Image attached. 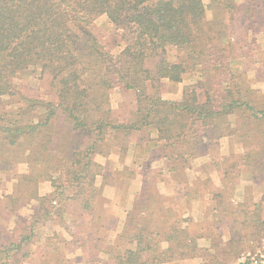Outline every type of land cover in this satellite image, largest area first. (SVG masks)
Segmentation results:
<instances>
[{"label":"trees","instance_id":"obj_1","mask_svg":"<svg viewBox=\"0 0 264 264\" xmlns=\"http://www.w3.org/2000/svg\"><path fill=\"white\" fill-rule=\"evenodd\" d=\"M258 6L257 0H0L1 189L12 181L0 196V264H33L34 246L44 244L41 227L51 222L69 237L53 234L57 240L46 244L38 264H76L77 249L86 252L85 264L101 253L111 264H230L254 251L264 239V194L254 200L246 188L240 200L233 197L242 168L253 180L264 178V95L233 66L256 60L252 33L264 18ZM100 17L120 39L116 53L92 30ZM31 72L48 80L55 100L21 92L15 80ZM185 76L190 82L179 98L162 97V81ZM115 88L132 95L125 117L111 105ZM222 138L240 143L241 151L220 153ZM149 141L153 149L145 147ZM113 148L121 161H140L141 184L111 238L109 229L100 235L110 200L96 178L109 184L118 174L134 176L126 166L103 174L95 157ZM19 163L25 172L15 171ZM211 171L221 185L209 191ZM41 181L51 186L43 195ZM158 182L173 193L159 192ZM207 192L213 204L192 231L193 203ZM28 206L31 212L21 214Z\"/></svg>","mask_w":264,"mask_h":264},{"label":"rangeland","instance_id":"obj_2","mask_svg":"<svg viewBox=\"0 0 264 264\" xmlns=\"http://www.w3.org/2000/svg\"><path fill=\"white\" fill-rule=\"evenodd\" d=\"M238 3H249L251 0H235ZM257 3H259L260 6H258V10H261L264 7V0H257ZM235 14V13H234ZM233 14V15H234ZM239 14V13H238ZM235 14L234 20L233 15L230 16V19L232 18L231 24L234 27L235 34H239L242 31V24L241 21H239L236 17H239L240 15ZM209 15V12H208ZM263 13H261V16ZM225 16V15H224ZM226 18V17H225ZM253 19V18H252ZM250 19V20H252ZM226 21V20H225ZM261 27L255 26L253 29L252 35L255 37V46L254 51L252 52L254 54V59H256L254 62H247L246 60L242 59L240 62H237L233 67H236L237 69L241 70L244 69L246 72L247 78L250 79L251 86L255 89H258L263 95H264V18H261ZM260 27V29H257ZM93 32L98 36V38L101 40V42L106 46V48L113 53L118 52L120 49V39L116 35V31L112 29V27L107 23V21L104 20V17L98 18L94 26L92 28ZM122 42V41H121ZM168 55L170 59H175V52L169 51ZM244 67V68H243ZM18 83V87L21 90L22 93L31 96L36 97L43 100H55L52 93L48 90V80L45 79H39V75L36 72L27 73L21 77L16 78L15 80ZM190 82L189 78L187 76L184 77L182 82L175 83V82H169V81H162L161 83V95L163 98L167 99H177L179 98L181 94L182 86L186 83ZM110 102L113 107L114 113L119 114L121 117H125L128 115L129 110L132 108V95L130 93H121L117 88L113 89L110 92ZM141 135H144V133L138 134V136L141 137ZM155 133L152 134V137H155ZM136 137V139L138 138ZM143 137V136H142ZM146 138V137H145ZM145 141V140H144ZM154 141H149L145 147L147 149H153ZM220 145V153L227 154L232 151H241L242 145L238 142H234L227 138H222L219 142ZM96 161L100 163L103 167V174L107 175L113 170H121L124 166L128 167L130 170L134 171V176H131V178H125V174L123 175H117L116 179L111 183H106L102 178V175H98L96 178V184L102 186V194L106 199H109L110 202L106 205L107 214H105V217L103 219V226L105 227L104 232L100 230V235H103L107 237L109 235L108 229L111 231V238L115 236L117 231L120 229L121 223L124 219L125 215V209L130 205L131 200L134 197V194L138 191L140 187V176H139V162L140 161H132V163L129 161V157L127 158V162H123L118 159V150L116 148H113L111 150V153L109 155H101L98 154L95 157ZM204 158H198L193 161L192 163V169L194 170L195 167L203 161ZM27 170V165L25 163H19L15 167V171L17 173H22ZM192 170V173H193ZM191 172V171H190ZM4 175V172L2 173V176ZM137 177V179H134ZM125 178V179H124ZM210 178L211 183L209 185V191L215 188V186H220V176L217 174L216 171L210 172ZM12 181H9L5 184V189H1L0 187V196H2L3 193L9 192L11 190ZM118 187L119 189H117ZM157 190L159 192L163 193H173L171 186H166L162 182L157 183ZM247 188L248 192H251L253 195L254 200L258 199L262 194H264V178L253 180L251 179V176L249 174V170L247 168H242L241 174H240V180L235 186L234 189V199L240 200L243 196L244 190ZM51 189L50 183L48 181H41L38 184V192L43 195L47 193ZM210 195L208 192L201 196L199 201L193 203L192 206V215H193V221L189 223V226L192 231H196V227H200L203 225V222L200 221L202 218V213L204 210L211 208L213 202L210 200ZM32 207H26L22 210H20L21 214L27 215L31 212ZM111 216H115L111 220ZM81 222V219L77 220V223ZM115 222V227L113 226ZM71 224V223H70ZM10 226V225H9ZM226 230V229H225ZM41 235L40 239L41 241H44V244L41 246L39 243L34 246V252L36 254V258H39V254L43 252L44 247L47 243L56 242V238H54L53 234H58L64 237H69L68 233L63 229L58 227L53 222L46 223L41 227ZM224 237L226 238V235L224 234ZM206 238H201L198 240L199 244L205 242ZM264 248V239H262L258 245H256V250ZM54 253V251H50ZM70 255V254H69ZM101 256L100 260L98 262H94L93 264H111L110 261L107 259L105 254H99ZM65 257V256H63ZM70 257V256H69ZM74 259L76 260V264H85L87 254L82 249H77L73 252ZM34 258L31 260L33 264H38L39 261ZM236 257L234 260L230 262V264H235L237 259Z\"/></svg>","mask_w":264,"mask_h":264},{"label":"built area","instance_id":"obj_3","mask_svg":"<svg viewBox=\"0 0 264 264\" xmlns=\"http://www.w3.org/2000/svg\"><path fill=\"white\" fill-rule=\"evenodd\" d=\"M235 264H264V248L241 253Z\"/></svg>","mask_w":264,"mask_h":264},{"label":"crops","instance_id":"obj_4","mask_svg":"<svg viewBox=\"0 0 264 264\" xmlns=\"http://www.w3.org/2000/svg\"><path fill=\"white\" fill-rule=\"evenodd\" d=\"M124 161L127 162V157H126V160H124ZM134 179H137V177H135ZM139 180H140V178H139ZM200 245L208 246V241L206 240L205 242L201 243ZM198 261H199L198 259H182V260H178V261H172V262L167 263V264H196V263H198Z\"/></svg>","mask_w":264,"mask_h":264}]
</instances>
